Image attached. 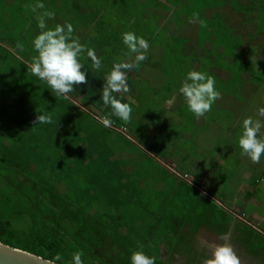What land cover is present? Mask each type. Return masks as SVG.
Listing matches in <instances>:
<instances>
[{"label":"trees","instance_id":"1","mask_svg":"<svg viewBox=\"0 0 264 264\" xmlns=\"http://www.w3.org/2000/svg\"><path fill=\"white\" fill-rule=\"evenodd\" d=\"M116 1L110 2L118 4ZM61 2L66 4L67 0ZM83 2L90 0L77 1L71 7L73 14L80 11ZM122 3L123 26L135 30L133 26L139 24L144 31L150 20L152 39L160 41L157 45L166 50V55L171 51L175 65L178 60L197 65L231 87L246 83L245 73L237 72L239 64L235 61L247 63L251 58L253 65L264 68V0ZM17 4L6 27L11 36L0 31V53L20 70V77L11 80L10 94L0 86V99H4L0 106V180L11 182L13 188L18 182L17 188L22 190H14L5 203L21 207L24 201L39 214L31 215L28 231L11 227L0 214V240L46 259L59 253L70 261L79 249L88 264H129L131 251L143 248L157 258L156 264H171L181 257L193 264L198 260L196 235L206 223L187 217L177 219L166 214L165 206L160 214L149 216L150 205L138 203L128 194L126 153L144 149L128 123L112 116L111 107L103 103L102 86L114 59L110 58L108 64L103 61L106 71L93 70L91 61H84L87 83L74 86L67 100L56 97L28 68L36 54L32 39L39 29L36 18L33 21L30 13L23 14L22 3ZM101 18L99 11L94 20ZM72 24L73 35L77 36L76 29L81 25ZM18 41L23 44L22 50L17 48ZM98 43L108 48L109 36L104 35ZM121 49L119 46L117 51ZM251 77H247L249 82ZM40 112L49 114L52 122L38 124ZM105 116L112 121L110 127L101 123ZM121 127L127 134L119 130ZM225 224L212 226L225 228ZM7 234L12 237L9 240L18 242L5 240Z\"/></svg>","mask_w":264,"mask_h":264},{"label":"rangeland","instance_id":"2","mask_svg":"<svg viewBox=\"0 0 264 264\" xmlns=\"http://www.w3.org/2000/svg\"><path fill=\"white\" fill-rule=\"evenodd\" d=\"M77 1L81 0H67L66 4H62L61 0H43L45 9L56 13L55 20L48 21L49 25L65 21L79 23L77 36L82 43L94 47L105 64L110 58H122L126 48L121 33L128 31L120 20L124 7L122 0H117L118 4L111 3V0H90L83 2L80 11L73 14L71 7ZM17 3H22L23 14L30 13L33 21L36 18L30 7L36 0H0V31L4 35L11 36L6 27L12 18L11 10L19 6ZM83 9L88 16L82 12ZM99 11L102 18L94 20ZM149 23L150 20H147L144 31L139 24L133 26L136 28L133 31L149 41L150 49L148 59L141 62L138 69L127 73L128 85L133 87H129V92L120 94L125 102L132 104V116L128 122L132 135L145 147L149 145L150 149L149 152L132 150L126 153L127 157L124 155L128 194L136 202L150 205L149 216L160 214L165 206L166 214L177 219L193 218L194 222L206 223L205 226L228 224L230 240L236 236L232 233L242 232V237L238 235L240 242L241 239L244 242L242 247L250 255L259 256L257 261L264 264V236L261 235H264V156L259 163H253L241 155L238 146L240 122L244 116L264 122V117L258 115V109L264 107V75L260 74L264 68L253 65L251 58L247 59V63L235 61L239 64L237 72L245 73L246 83L231 87L224 85L222 80L216 81L221 98L205 117L196 118L187 110L178 89L189 69H203L183 64L180 60L175 65L173 61L176 57L171 51L166 55V50L157 45L160 41L152 39ZM159 25L162 26V23ZM84 33L88 34L82 38ZM104 35L109 36L108 48L98 43ZM119 46L122 48L120 52L117 51ZM103 70L106 71L105 66L101 68ZM18 72L17 65L0 53V86H5L8 94L13 90L11 80L20 77ZM249 76L253 77L251 82L247 78ZM0 100V106L4 105V99ZM160 125L165 132H156ZM119 130L125 134L128 132L123 127ZM164 135L169 139L161 143L160 138ZM17 185L13 188L11 182L0 180V214L2 219L11 223V227L28 231L31 215L39 214V211L33 212L24 201L21 207L4 202L14 190L22 191ZM201 186H205L204 190L198 188ZM141 215L137 214V217L150 220ZM249 223L258 225L256 228L253 226L257 232L250 229ZM215 231L218 233V229ZM220 231L223 234V230ZM199 236L200 241L207 239L202 234ZM8 238L12 237L9 234L4 236L5 240L18 242L15 238ZM222 241H227V238L222 236ZM196 246L203 247L200 242ZM180 260L178 258L171 264H181L183 261ZM84 261L88 264L87 260ZM257 261L249 256L241 260L243 264H257Z\"/></svg>","mask_w":264,"mask_h":264},{"label":"clouds","instance_id":"3","mask_svg":"<svg viewBox=\"0 0 264 264\" xmlns=\"http://www.w3.org/2000/svg\"><path fill=\"white\" fill-rule=\"evenodd\" d=\"M31 10L36 13L37 28L39 31L32 39V46L36 53L28 65L31 75L46 83L56 97L69 99V94L74 91V86L86 84L88 76L84 71V61H91V68L100 70L103 67L102 57L97 55L96 49L80 38L74 36V25L71 22L55 23L50 26L48 21L55 20L56 13L45 9L43 0H36L31 5ZM43 11L41 12L40 10ZM204 24V21H201ZM121 39L127 51L122 53V58L113 61L111 68L105 76L102 86V100L104 105L110 106L111 115L124 123H128L132 116V104L125 102L121 96L115 94L129 92L127 73L141 66V62L148 59L150 44L144 36L138 35L133 30L121 33ZM17 48L23 49V44L17 42ZM178 93L183 98L186 108L196 118L205 117L212 111L213 105L221 98V93L216 87V80L208 71L189 69L180 81ZM258 115L264 117V107L258 109ZM38 124H48L52 118L45 112L37 116ZM101 123L105 127L111 126V119L105 116ZM264 122L252 116H244L240 122L238 146L241 155L248 157L253 163H259L264 156ZM84 252L76 250L71 255L70 261L57 253L51 256L47 264H85ZM129 264H156V257L146 253L143 248L132 250L129 255ZM203 264H241L240 257L233 247L227 243L215 246L211 256L206 257Z\"/></svg>","mask_w":264,"mask_h":264},{"label":"flooded vegetation","instance_id":"4","mask_svg":"<svg viewBox=\"0 0 264 264\" xmlns=\"http://www.w3.org/2000/svg\"><path fill=\"white\" fill-rule=\"evenodd\" d=\"M214 228H215V230L218 229L216 227H214ZM215 230H211V231L205 230V232L208 233V235H206L204 237H206L207 239L203 240V238H202L201 239L202 241H200V236L198 235L200 233V231H201V228L198 231V233L196 235L197 236L196 244L198 242H200L201 246H203V247L202 248H197V246H196L198 260L194 261L193 264H203L204 259L206 257L211 256L215 246L218 245V244H221V243L230 244L233 247V249L236 250V254L239 255L240 260H243V258L246 255V253L239 246V242L236 243L237 242L236 240L238 239V236L236 235L235 239H232V241H231L230 240L231 235L229 234V231H227V233L224 234L225 235L224 237L227 238V241H222V236L220 234H218V233H214V232H216ZM205 240H206V242H203ZM162 251H163L164 257H167V251H166L164 246H162ZM180 261H183V262H181V264H187V259H185V258L181 257ZM241 264H243V263L241 262Z\"/></svg>","mask_w":264,"mask_h":264},{"label":"water","instance_id":"5","mask_svg":"<svg viewBox=\"0 0 264 264\" xmlns=\"http://www.w3.org/2000/svg\"><path fill=\"white\" fill-rule=\"evenodd\" d=\"M48 259L0 240V264H47Z\"/></svg>","mask_w":264,"mask_h":264},{"label":"crops","instance_id":"6","mask_svg":"<svg viewBox=\"0 0 264 264\" xmlns=\"http://www.w3.org/2000/svg\"><path fill=\"white\" fill-rule=\"evenodd\" d=\"M163 126L162 125H160V126H158V129L156 130V132H158V131H161V133H163V132H165V129H163L162 128ZM177 129L179 130V128L177 127ZM130 132H131V130H130ZM180 136V132L178 133V136H177V138ZM153 138H154V136H153ZM168 140L169 138H168V136L167 135H164V136H162L161 138H160V142L162 143L164 140ZM150 143H152V141H150ZM143 147V149L144 150H146V151H150V149H149V145L147 146L146 145V147L143 145L142 146ZM151 153H153L154 154V152L152 151ZM187 180H188V178H187ZM198 188H200L201 190H204V188H205V186H201V187H198ZM209 194V193H208ZM243 211V210H242ZM242 214H245L244 212H242ZM248 225H250V229L251 230H253V231H256L257 232V230H255L254 229V227L255 226H258L257 224H254V223H249ZM254 226V227H253ZM214 227H216V226H212V225H210V226H203V227H201V231H200V233L198 234V235H203V236H206V235H208V233H206L205 232V230H209V231H211L210 229H208V228H214ZM216 228H219L218 229V234H220L221 236H225L224 234H226L227 233V231H228V228H222V230H223V234H222V232L220 231V227H216ZM256 228V227H255ZM230 231V230H229ZM214 233H216V232H214ZM234 234H236L237 236L239 235H241V237H242V235H243V233L242 232H235V233H232V235H234ZM261 234V233H260ZM262 236H264L263 234H261ZM237 242L236 243H238L239 242V246L241 247V249L243 250V251H246L247 249L245 248V247H242V244L244 243L243 242V240L241 239V242H240V240H239V237H238V239L236 240ZM247 252V251H246ZM245 252V253H246ZM249 252V251H248ZM246 253V255L244 256V258L243 259H247L248 258V256L250 257V258H253V260H255V261H257V258L259 257V256H254V255H250L249 253ZM257 264H260L259 262H257Z\"/></svg>","mask_w":264,"mask_h":264}]
</instances>
